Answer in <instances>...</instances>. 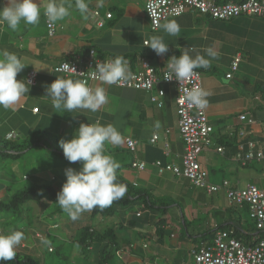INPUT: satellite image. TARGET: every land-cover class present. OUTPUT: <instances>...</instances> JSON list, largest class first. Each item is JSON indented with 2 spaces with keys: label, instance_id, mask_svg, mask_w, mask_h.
I'll return each mask as SVG.
<instances>
[{
  "label": "crops",
  "instance_id": "0c3cea01",
  "mask_svg": "<svg viewBox=\"0 0 264 264\" xmlns=\"http://www.w3.org/2000/svg\"><path fill=\"white\" fill-rule=\"evenodd\" d=\"M144 2L103 0L101 6L100 0H89V14L82 16L73 8L68 17L53 23V36L48 35L43 14L37 25L22 22L17 30L6 26L0 29V50L13 52L33 64L18 73L17 79L26 81L28 73L35 72L29 93L10 109L0 107V137L13 131L16 133L13 139L20 143L41 139L43 142L40 140L33 147L43 149V152L29 154L30 160L24 159L30 170L23 175L36 183L50 179L56 182L53 186L59 189L66 176L59 175V178L53 173L60 166L55 164L54 159L59 157L68 161L59 146L60 139H70L81 123L115 125L122 133L123 142L119 146L105 144L106 152L118 161L123 180L139 190L149 203L146 207L142 196L106 219L98 217V222L104 226L115 222L127 224L131 218L136 221L135 227L121 231L116 260L121 264H139L141 261L149 264H196L190 255V248L201 242H210L217 230L232 231L236 239L253 244L264 239V229L255 227L246 205L229 203L224 191L207 193L194 187L184 176L157 171L153 164L155 161L180 165L183 152L174 86L159 84L164 96L162 106L157 107L150 101L154 90L145 92L91 81L89 84L93 87H105L108 95V103L95 113L80 109L64 113L63 109H54L51 97L45 95L47 86L57 76L68 77L55 72L54 67L74 56H84L89 49H93L95 56L101 59L112 60L122 56L131 69L136 68L139 59L143 58L161 71L173 54L179 56L189 47H195L203 54L204 48L213 47L219 57L212 61L210 68L197 69L201 75V86L212 93L208 97L205 114L213 128L210 146L198 148V162L207 171L211 183L228 180L238 187L252 184L264 192V159L250 161L243 166L234 159L239 142L264 138V17L240 15L228 20H215L187 10L161 23L176 20L180 24L179 36L168 37L160 28L151 30ZM46 3L47 0H41L42 6ZM5 4L7 0H0V6ZM95 10L99 12L98 16L93 14ZM107 13L111 17H106ZM154 35L165 36L169 52L157 55L144 45ZM237 54L240 55L237 68L227 78L226 73L230 72ZM72 78L80 79L76 76ZM242 114L251 118L253 123L240 120ZM154 134L158 138L152 143L150 140ZM126 138L136 142L133 151L126 147ZM218 147H222L223 151L217 152ZM31 148L23 150L21 155ZM43 157L46 161L41 162ZM47 157L51 160L47 161ZM134 161L145 162L146 168H133L131 164ZM75 163L78 164L75 167L78 171L82 162ZM68 167L61 166L58 170L65 173ZM88 214L83 213L79 220L62 229V238L69 240L72 233L87 224L84 218L89 217ZM40 217L43 218V215ZM39 225L43 227L45 224ZM161 230L162 236L159 235ZM29 232L19 250L34 254L35 246L44 242L45 236L38 228ZM39 233L41 237L38 238Z\"/></svg>",
  "mask_w": 264,
  "mask_h": 264
},
{
  "label": "clouds",
  "instance_id": "9594fccd",
  "mask_svg": "<svg viewBox=\"0 0 264 264\" xmlns=\"http://www.w3.org/2000/svg\"><path fill=\"white\" fill-rule=\"evenodd\" d=\"M100 4L102 6L103 0H100ZM73 8L86 16L90 12L89 0H47L43 6L41 0H7V4L0 6V29L6 26L17 30L22 22L25 25H37L42 14L48 22L56 23L68 17ZM148 11L152 18L156 16L151 6ZM158 27L168 37H178L181 31L176 20L167 21ZM144 45L157 55L169 52V44L164 35H154ZM218 57L219 53L213 47L204 48L203 54L195 47L186 48L179 56L173 54L167 60V71L163 78L169 81L175 79L180 84L190 82L195 69L210 68L212 61ZM29 64L33 65L13 52L0 50V107L10 109L29 93L30 81L17 79L18 73ZM68 67L74 71L67 78L57 76L47 86L45 95L51 97L52 107L56 110L63 109L64 113H72L77 109L98 112L108 103L105 87H93L86 80L72 78L77 71L69 64ZM130 76L127 61L122 56H117L103 63L97 62L92 79L98 80L101 85L111 86L127 81ZM211 94L201 86L186 88L180 103L203 110L207 108ZM122 142V133L115 125H102L99 122L81 123L70 139H60L59 146L64 157L70 163L82 162L78 171L72 167L65 169L66 180L55 201L72 221L79 220L83 213L96 208L110 207L114 201L125 196L127 186L118 182L116 176L120 165L105 149V144L119 146ZM24 239L25 233L20 230L0 232V262L12 261Z\"/></svg>",
  "mask_w": 264,
  "mask_h": 264
},
{
  "label": "built area",
  "instance_id": "2783aa9c",
  "mask_svg": "<svg viewBox=\"0 0 264 264\" xmlns=\"http://www.w3.org/2000/svg\"><path fill=\"white\" fill-rule=\"evenodd\" d=\"M155 11L156 16L152 18L148 8ZM187 10H193L202 15H208L215 20H228L240 15L264 17V0H229L219 3L215 0H145L144 11L150 23L151 30L158 29L164 20L183 14ZM95 16L99 15L97 10L93 11ZM106 17H111L110 13ZM46 28L49 36L55 33L53 23L45 20ZM101 25V22H98ZM94 54V55H93ZM240 55L237 54L230 67V72L226 73V77L230 78L232 72L236 70ZM107 59H101L95 56L93 49H89L84 56H74L70 60L60 62L54 67V71L69 76L74 70L68 67V64L76 69L75 76L80 80H86L88 83L93 80L92 75L95 72L97 62H106ZM131 72L130 79L122 81L117 87L140 90L145 92L155 91L150 95V101L157 107L162 106V97L164 90L159 84H172L176 91L175 106L178 117V130L183 142V152L181 155L180 165L161 164L155 161L153 164L159 173L171 172L176 176L186 177L190 183L199 189L205 190L207 193L224 191L229 203L237 206L246 205L249 217L253 220L255 227L259 230L264 229V192L257 186L248 184L244 187H238L231 184L228 180H223L219 184L208 181L207 171L204 170L197 159L198 148L200 146H210V134L212 133V125L209 124L205 109L198 110L189 107L186 103L181 104L180 99L184 95V90L191 89L194 86H201L200 72L195 69L194 76L190 82H182L173 79L165 80L163 77L167 68L157 71L148 60L139 59L136 68H129ZM35 72L30 71L26 81L34 84ZM101 83V82H99ZM202 87V86H201ZM239 119L252 124L253 120L247 118L244 114ZM242 135V133H239ZM16 133L10 131L6 134L5 139H13ZM158 138L154 134L151 142L154 143ZM126 147L133 151L136 142L131 138L125 139ZM217 152H222L223 148L218 147ZM235 161L240 165H246L250 161H260L264 159V138L260 141L248 140L239 142L237 151L234 155ZM131 166L137 170L146 168V163L142 161H134ZM37 237H41L37 234ZM146 246L145 244L143 245ZM51 250V248L49 249ZM190 255L196 264H264V239L253 244H245L232 236V231L217 230L208 243L201 242L190 248ZM139 264H149L141 261Z\"/></svg>",
  "mask_w": 264,
  "mask_h": 264
},
{
  "label": "trees",
  "instance_id": "16d2710c",
  "mask_svg": "<svg viewBox=\"0 0 264 264\" xmlns=\"http://www.w3.org/2000/svg\"><path fill=\"white\" fill-rule=\"evenodd\" d=\"M215 1L219 2L220 0ZM226 1L229 0H223V2ZM130 60L134 62L133 59ZM40 140L38 138L20 143L16 139L6 140L5 135L1 136L0 162L6 158L13 160L17 159L23 150L37 145ZM41 142L43 141L41 140ZM119 169L120 167L116 170L117 181L127 186V192L125 196L120 200L114 201L110 207L104 209L96 208L91 212H88L89 217H101L106 219L114 215L118 209H124L133 204V202L137 199H141L142 196L145 206H148L149 203L146 200V197L141 194L139 190L135 189L133 186H130L125 180H123L119 174ZM12 175L15 176L14 174ZM27 178V176L22 175V180H26ZM3 187L9 190L11 189L10 185H5L0 182V189ZM60 190L61 188L57 189L53 186V184H49L47 182H34L32 185L19 186L18 188L14 189L11 195H8V197L5 199H0V222L2 224L0 225V232H8V229L16 230L17 228L23 231L24 226H29V223L28 225H25L26 223L23 222L26 221L24 218H22V223L20 225L18 220L23 216L25 211H29V209H31V207H26V209L24 208L25 204L30 201L42 203L43 207H46L49 202L53 203L57 206V211L60 212L61 208L55 202L57 199V193ZM10 219L14 225L7 227L8 221ZM126 223L127 224L124 222H115L112 225L105 224V226L101 228L97 225L87 223L77 229L78 238H71L70 242H74L80 246L82 261H86L89 264H110L117 255V251L120 247L119 237L122 235L121 231L136 226V221L133 218L129 219ZM159 235H163L162 230L159 231ZM50 252H54V249L51 248ZM32 255L33 254L24 250L22 254L18 249V253L12 261H4L0 262V264H43L41 257L38 256L37 258H34Z\"/></svg>",
  "mask_w": 264,
  "mask_h": 264
},
{
  "label": "rangeland",
  "instance_id": "374dc122",
  "mask_svg": "<svg viewBox=\"0 0 264 264\" xmlns=\"http://www.w3.org/2000/svg\"><path fill=\"white\" fill-rule=\"evenodd\" d=\"M31 149L32 150L25 152L15 160L6 158L2 162H0V182L5 185H10L11 187L10 190L5 187L0 189V199H5L6 197H8V195H11V193H13V190L18 188L19 186L34 184L35 181H33L30 177H28L26 180H22V175L27 170H30L28 166L26 167L27 164L25 163V160H30V155H36L37 152H43V149H39L38 147H32ZM49 160H51V158L47 157V161ZM43 161H46L45 157L41 159V162ZM54 162L55 164L60 165L59 168L61 166H70L75 169V167L78 165L77 163H70L69 161H65L59 157L57 159H54ZM58 169H54L55 171L53 173H55V175L59 178V175L64 177L65 173H61ZM11 171L15 176L11 174ZM44 180L49 184H56V182L54 183L50 179L48 180L47 178H45ZM26 207H31V209H29V211H25L23 216L20 217V221L18 220V223L20 222L19 225L22 223V218L26 220L23 221L26 223L25 225H28L29 223V226L23 227V232L25 233V235H27L30 233V229L38 228L39 230L43 231V235L45 236L44 242L37 245L35 244V253L32 255L34 258H37L38 256L41 257L43 264H76L77 262H79L77 264H89L88 262L81 260L80 246L74 242H70L71 238H78L77 230L72 233V236H69V240L63 239L61 236L63 234L62 229H65V227H69V225H72V220L69 218L68 213H66L62 209L60 210V212L57 211V206L50 202L46 207H43L38 202L30 201L25 204L24 208L26 209ZM40 215H43V218H41ZM39 218H41L40 221ZM84 220L85 223L97 225L100 228L104 226L101 222H98V217H85ZM41 223L45 225H43L42 227V225H39ZM54 223L57 225H53ZM0 225H2L1 222ZM12 225H14V223H12L10 219L8 221L7 227H11ZM46 226L48 227V231ZM55 229H57V231ZM16 230L19 229L17 228ZM10 231L13 230L8 229V232ZM50 248L54 249V252L51 253L49 251ZM19 251L23 254V250L20 249ZM117 261L118 260H116L115 258L111 261V263L121 264L120 261Z\"/></svg>",
  "mask_w": 264,
  "mask_h": 264
}]
</instances>
